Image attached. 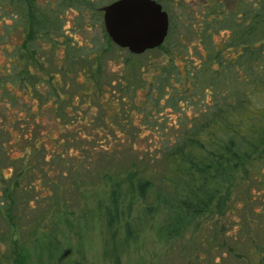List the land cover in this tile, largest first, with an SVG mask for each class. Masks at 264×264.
<instances>
[{"label": "trees", "instance_id": "trees-1", "mask_svg": "<svg viewBox=\"0 0 264 264\" xmlns=\"http://www.w3.org/2000/svg\"><path fill=\"white\" fill-rule=\"evenodd\" d=\"M108 1L0 0V264H31V251L50 264L54 230L78 224L80 246L87 213L116 264L126 245L185 238L237 213L228 249L264 264V0H158L170 31L148 57L111 40ZM99 122L136 130L90 136ZM97 143L113 157L96 167L91 211L77 215L56 185L53 210L36 219L32 240H18L20 207L66 175L51 173L41 148L78 163Z\"/></svg>", "mask_w": 264, "mask_h": 264}, {"label": "rangeland", "instance_id": "rangeland-1", "mask_svg": "<svg viewBox=\"0 0 264 264\" xmlns=\"http://www.w3.org/2000/svg\"><path fill=\"white\" fill-rule=\"evenodd\" d=\"M144 55L150 56V52L147 50L143 52ZM113 68L117 67V64L112 65ZM168 113V112H167ZM46 126L50 125L48 121L50 119L45 118ZM136 129L134 127H128L125 130L117 129V135L131 136ZM145 130L141 133L144 134ZM57 134V132H56ZM90 134V132H86ZM115 132L110 131L103 123L99 122L96 126H92V131L90 136H105L109 135L115 136ZM98 144V143H97ZM102 146H106V142L102 143ZM139 143H134L135 147ZM47 146H50L49 144ZM95 149L92 152L91 156L84 157L83 160L74 162L71 157H59L54 155L51 152V148L48 147V150L45 151L44 148H41V151L38 154V157L41 159L42 155L45 153L46 158H48V164H51V173L56 171L63 170L66 172V175L55 178L54 182L44 184L45 187L39 188V190L33 195L29 196L30 204L29 208L24 207V209L18 210L17 220L20 233L18 232L17 238L23 240H32L33 225L36 222V219L43 217L49 210H53L52 206V195H55L57 191L56 185L59 186V193L61 198L67 199L71 202V206L75 208V211L78 214L82 212H90L92 206L95 203L94 196L90 195V190L94 191L102 188L101 183H97L98 179L96 175V167H101L107 160L113 157L111 152L103 153L102 147L94 145ZM60 149H63L59 145ZM70 152H75V149L72 147ZM127 151H116L115 156H121L120 158H126ZM51 155V156H50ZM5 159V156L2 160ZM51 162V163H50ZM81 176H79V175ZM79 176L73 180V176ZM40 181L45 182V177L39 178ZM44 179V180H42ZM57 183V184H56ZM54 184L55 186H53ZM43 186V185H42ZM41 186V187H42ZM89 194V195H88ZM140 219L142 220L140 213H138ZM164 215V214H163ZM162 217V216H160ZM231 218V219H230ZM237 213L227 214L223 217L214 218L210 221V224L207 228L190 231L185 235V238L179 239H170L166 241V238L162 241L155 243L151 242L148 238L140 240L136 244L126 245L123 252L121 253L120 264H246L245 260H242L238 253L233 250L228 249L233 246L232 233L239 234V229L235 220H237ZM38 221V220H37ZM162 220H158L155 226H160ZM50 221H44V225H48ZM224 223H227L229 228L228 233L230 236L226 238L224 232H219V228L222 227ZM84 224V225H83ZM158 224V225H157ZM80 226L84 227L85 237L82 239V244L77 245V238L79 225L77 224L76 228L72 231L63 229L55 233V237L59 240L57 241V246L54 247L56 252L51 260L50 264H116L109 257L103 256V245H102V232L99 229L97 223L93 222V218H90V214L83 216L80 220ZM7 227L0 220V232H5ZM75 233H74V232ZM69 237V239H68ZM1 239V237H0ZM69 240V244L67 241ZM1 246L3 245L0 242ZM227 245V246H226ZM30 251L34 246L33 242H29ZM36 247V246H35ZM221 249H227L226 254L221 253ZM61 251V254H60ZM44 255L43 258L47 257V251L43 250L40 255ZM39 253L36 251H31V264H39ZM45 260V259H44Z\"/></svg>", "mask_w": 264, "mask_h": 264}, {"label": "water", "instance_id": "water-1", "mask_svg": "<svg viewBox=\"0 0 264 264\" xmlns=\"http://www.w3.org/2000/svg\"><path fill=\"white\" fill-rule=\"evenodd\" d=\"M100 9L111 40L132 53L159 46L170 31V13L158 0H110Z\"/></svg>", "mask_w": 264, "mask_h": 264}]
</instances>
